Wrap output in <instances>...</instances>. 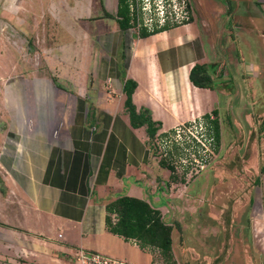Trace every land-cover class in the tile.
<instances>
[{"label": "crops", "instance_id": "1", "mask_svg": "<svg viewBox=\"0 0 264 264\" xmlns=\"http://www.w3.org/2000/svg\"><path fill=\"white\" fill-rule=\"evenodd\" d=\"M260 5L259 33L264 36V4ZM52 6L50 15L58 12L53 2ZM141 31L121 28L113 18L97 20L91 32L98 49L92 68L84 70L76 60L60 58L58 46L45 44L41 51L51 58L55 71L32 79L31 111L23 76L22 89L7 90V108L16 109V121L8 127L13 132L0 167L30 207L20 204L22 212L15 220H0V264H76L79 249L131 264H159L157 249L111 232L106 222V204L124 195L148 201L165 219L169 208L161 192L173 183L164 175L155 184L149 136L145 126L131 124L124 86L128 79L136 81L133 102L148 108L161 123L159 134L211 113L219 97L216 89L190 80L192 67L210 58L195 18L145 36ZM67 64L74 69L64 71ZM52 77L60 91L52 89ZM45 110L50 112L47 120ZM179 221L174 223H179L182 239ZM255 257L257 264H264L263 249Z\"/></svg>", "mask_w": 264, "mask_h": 264}, {"label": "rangeland", "instance_id": "2", "mask_svg": "<svg viewBox=\"0 0 264 264\" xmlns=\"http://www.w3.org/2000/svg\"><path fill=\"white\" fill-rule=\"evenodd\" d=\"M107 1L115 16L116 0ZM138 1L153 9L142 14L143 24L147 19L156 23L160 0ZM52 2L58 11L54 15H50ZM191 2L195 8L192 19L202 26L207 40L208 63L218 91L221 145L216 151L206 124L193 126L203 117L179 125L181 137L175 135L178 127L169 136L160 133L151 147L154 182L158 184L164 175L166 181L173 182L165 184L161 195L169 208L164 220L172 224L181 220L183 224L182 239L179 230L173 231V248L180 264H257L256 251H264L260 241L264 235V36L259 33L262 21L258 19L264 2ZM104 15L109 16L106 7L93 5V0H0V162L13 132L8 127L16 121V109L7 108V90L17 93L22 89L23 76L28 109L33 110V78L55 71L51 58L41 51L45 44L58 46L60 58L76 60L78 68H92L98 44L91 30L96 20L107 19ZM89 22L92 25L86 24ZM70 67L74 69L67 64L63 70L70 71ZM51 81L52 89L60 91L55 77ZM46 113L47 120L49 110ZM162 158L175 167L176 180L169 168L160 165ZM5 174L0 167V220H15L17 212H22L18 206L28 209L30 203ZM253 220H257L254 225ZM157 258L163 264L159 255Z\"/></svg>", "mask_w": 264, "mask_h": 264}, {"label": "trees", "instance_id": "3", "mask_svg": "<svg viewBox=\"0 0 264 264\" xmlns=\"http://www.w3.org/2000/svg\"><path fill=\"white\" fill-rule=\"evenodd\" d=\"M134 3V2H133ZM258 5V3L256 2ZM260 4V3H259ZM131 9L128 0H119L118 24L121 28H129L132 24ZM170 24L163 27H156L154 31L167 29ZM143 36L149 34L147 28H142ZM190 80L198 87L216 89L213 68L210 63H196L190 71ZM137 83L128 79L124 92L126 93L125 106L130 116L131 124L134 127L145 126L149 136V145L153 147L154 140L159 137L161 123L152 118L148 108H138L133 102V94ZM219 109L215 108L211 113L203 116V121L208 128V139L215 144L216 151L221 145L222 129L219 117ZM264 125V123H263ZM264 128V126H262ZM173 131V130H172ZM162 136H169V132L162 133ZM160 165L169 168L171 178L177 179L175 167L168 163L164 158L160 160ZM264 170V166L262 168ZM108 229L127 239H135L142 247H152L160 253L163 264H178L173 250V231L180 228L179 223L168 224L163 218L161 210L155 208L148 201L134 196H120L106 204Z\"/></svg>", "mask_w": 264, "mask_h": 264}, {"label": "built area", "instance_id": "4", "mask_svg": "<svg viewBox=\"0 0 264 264\" xmlns=\"http://www.w3.org/2000/svg\"><path fill=\"white\" fill-rule=\"evenodd\" d=\"M173 1L178 3L179 5L178 8H177V3L173 5L174 8L172 7ZM135 3H136V8L135 10H133L136 16L134 22V28L136 26L139 28V30H142V28L145 27L148 29V31L152 32L156 27L160 28L166 24H170V26H174V25L188 23L191 22L192 20L193 9L189 0H160L161 6H158L157 3V8H156L160 12V16L157 19L156 23H152L149 19H147L148 22H146L145 24H143L144 22H142L144 20L141 19L142 14L143 13L147 14V12H145V10L147 11V9L150 11H153V9L150 6L149 8H147L146 3H144L143 5V2L140 3L139 1L136 2L134 1V3L132 1L131 6H135ZM142 24L144 25V27H142ZM197 125L205 127V123L201 119L198 123L195 122L193 124L194 127L195 126L197 127ZM175 135L176 137H181V126L176 128ZM76 264H131V263H128L123 260L114 259L112 257L106 256L101 253L91 252L85 249H79L76 254Z\"/></svg>", "mask_w": 264, "mask_h": 264}, {"label": "flooded vegetation", "instance_id": "5", "mask_svg": "<svg viewBox=\"0 0 264 264\" xmlns=\"http://www.w3.org/2000/svg\"><path fill=\"white\" fill-rule=\"evenodd\" d=\"M132 1L134 2H136V1H138V0H128V2H129V4H130V9H131V16H132V26L131 27H129V28H133V26H134V22H135V19H136V16H135V13H134V11L133 10H135V8H136V3H135V6H131L132 4ZM190 1V4H191V6H192V8H193V5H192V2H191V0H189ZM107 2L109 3V1H107V0H93V5H95V3H97V4H99L102 8H105L106 7V9H107V11H108V13H109V16L107 15V16H105V17H107V18H113L117 23H118V19L120 18L121 19V16H119V14H118V5H119V0H116V2H117V7H116V9H115V11H114V13H115V16H113V15H111L110 14V10H109V6H108V4H107ZM104 10V9H103ZM194 10H195V8L193 9V13H194ZM97 21V20H96Z\"/></svg>", "mask_w": 264, "mask_h": 264}]
</instances>
